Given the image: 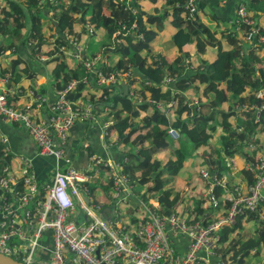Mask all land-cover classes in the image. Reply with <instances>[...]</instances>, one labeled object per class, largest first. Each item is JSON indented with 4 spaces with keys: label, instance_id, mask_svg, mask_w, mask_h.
<instances>
[{
    "label": "built area",
    "instance_id": "obj_1",
    "mask_svg": "<svg viewBox=\"0 0 264 264\" xmlns=\"http://www.w3.org/2000/svg\"><path fill=\"white\" fill-rule=\"evenodd\" d=\"M113 1L118 3L122 0ZM122 2L128 8L131 0ZM188 9L194 11L192 0ZM232 18L234 20L230 22L238 27L239 32L237 36L233 34L237 45L242 47L239 60L246 52L253 51L257 59L256 75L264 81V67H258L262 65L259 64L260 59L263 62L260 50H264V33L251 17L246 0H239ZM84 27L91 36L94 24L86 20ZM135 30L136 22L131 26L122 25L111 35V42L105 48L125 45L129 35L133 39H142L141 34L135 36ZM64 37L65 44L58 45L55 42L57 34L52 30L49 39L53 48L46 56L69 52L86 71L82 79L84 84L112 86L131 75L130 72H104L100 66L104 59L102 55L88 56L87 44H83L76 33L65 31ZM57 46L58 51L55 49ZM11 55L9 48L0 51L1 60ZM33 56L43 60V55L36 51ZM2 76L0 118L23 127L35 142L37 154L52 158L53 166L51 181L40 184L32 158L14 155L13 159L16 158L19 164V174L14 173L8 161L13 154L9 138L0 132V160L6 159L0 163V253L25 264H237L229 256L222 258L216 252L220 238L216 232L223 225L235 223L239 215L258 211L264 203V152L246 163V169L253 174V181L246 191L236 187L231 205L215 220L204 223L202 219L181 213L176 208L166 213L161 210V192L151 195L145 190V199L139 197L135 192L138 181L131 180L123 172L118 160L91 153L87 169L74 164L67 145L69 130L75 121H85L91 109L90 105L79 106L68 97L70 91L76 92L78 79L73 78L66 87L56 90L50 101L49 96L38 93L34 88L25 89L19 85V79L7 68ZM131 94L137 96V89L131 87ZM25 96L27 100L19 103ZM255 96L264 98V87L258 89ZM44 104L51 112L49 125L41 112ZM258 119L259 116L255 121ZM234 129L242 131L238 125ZM167 133L173 139L179 137L175 129L170 128ZM241 143L250 152L263 150L253 132ZM225 165L235 169L234 157H226ZM98 173H102L99 181L104 187L111 180L107 217L102 214L106 207L96 202L91 188ZM201 176L209 178L207 171H202ZM210 183L215 187L218 181L214 178ZM149 185L150 182L146 184L147 188ZM208 198L215 202L212 191ZM125 207L134 208L135 215L128 213L123 216ZM260 219L264 220V214H260ZM174 238L179 245L174 244ZM180 246H184V251Z\"/></svg>",
    "mask_w": 264,
    "mask_h": 264
},
{
    "label": "trees",
    "instance_id": "obj_2",
    "mask_svg": "<svg viewBox=\"0 0 264 264\" xmlns=\"http://www.w3.org/2000/svg\"><path fill=\"white\" fill-rule=\"evenodd\" d=\"M164 1L165 5L172 7L175 14L171 21L176 28L172 35V43L178 51L182 52L187 43L193 42H196L198 51L208 46L218 45L216 31L211 30L197 17L199 1L192 0L194 3L192 12L188 9V3L191 0ZM152 2L156 1L152 0ZM246 2L248 11L255 7V2L254 4L253 2L250 4V0ZM91 8L92 15L89 20L95 23L96 27L104 28L107 35L111 36L116 30H120L122 25L131 26L133 22H136L135 36L141 34L143 37L133 39L129 35L126 36L127 44L104 50L121 57L111 66H104L103 71L131 72L127 83L132 85L139 81L138 95L132 96L130 88L124 95L117 85L103 86L98 88V97L94 98V94L90 96V102H93L100 110L108 109L106 116H111L113 122L108 125L107 131L112 128H128L127 132L118 133V137L122 144H131L132 148L129 152H122L116 160L120 162L123 172L131 180H137L139 185L150 182L149 187L146 188L148 193L154 195L161 192L159 197L163 202L161 210L168 213L176 207L180 196L179 194L171 196V191L164 189L163 177L167 173L175 174L182 163L183 142L181 140L186 139L195 147L207 145L209 139L215 135V131L220 128L227 132L224 150L227 154L233 155L244 147L241 143L242 139L249 137L259 124L264 125V107L260 108L264 106V98L255 96V92L264 87V81L256 75V56L250 50L247 52L248 55L238 62L241 46L237 45L233 32L228 30L223 37L229 50H220L215 60L204 62L203 65L192 70L186 68L183 63V59L189 56L188 52L181 53L168 62L162 54H156L152 50L147 51L150 48V42L157 34L154 29L147 26V23H154L158 29L161 28L163 19L168 14L167 9H164L163 13L146 15L140 11L137 1L135 5L137 10L132 11L130 7L126 8L125 5L115 3L113 0H20V2L8 0L7 6L0 7V35L6 40L0 44V51L9 48L14 55L7 70L11 71L17 79L20 75L17 67L20 64L25 65L26 72L29 71L20 49L23 46L31 55L35 51L41 53V44L44 42V33L41 29L43 23L49 22V27L57 34L55 42L62 45L65 44L64 32L72 33L79 18L83 21V14ZM54 9L58 11V14L56 18L54 15V19L49 21L44 14ZM76 14L78 17L74 16ZM26 29H29V33ZM261 32L264 33L262 28ZM55 49L58 51V46ZM54 54L48 61L55 63L53 70L55 89H63L71 79L76 78L79 80L75 87L76 92L70 91L68 97L73 101L79 99L85 86L82 80L84 78L82 64L78 63L76 69L68 68L62 52ZM156 57H158L155 60L157 64L149 66L147 61L150 59L154 61ZM195 84H199L201 88L195 89ZM190 88L197 93L196 101L192 105L183 94ZM212 93L215 96L220 94L216 100H220L221 104L226 102L229 106L228 112H221L223 121L220 123L216 119V112L220 109L216 106L217 101L211 98ZM162 100L170 101L166 109H163L165 111H160L157 106L162 103ZM234 103L237 104L236 107ZM252 106L254 108H251ZM244 107H246L245 110ZM141 111H146L144 117H141ZM234 111H247L244 113L247 121L239 125L242 131L231 128L227 121ZM258 116V121H255ZM136 119H139L138 122L133 124ZM170 128L175 129L179 134L180 144L175 149L173 147L175 143L172 142L174 140L167 133ZM167 149H171V154L174 153V159H169L162 164L157 155ZM5 161L6 159H1L0 163ZM103 170L104 168H101V171ZM248 180L252 182L250 175ZM107 183L111 185V180L109 179ZM96 186L102 190L108 189V187ZM218 189V187L214 189L215 193ZM139 197L145 199V194L139 193ZM199 210L197 209L196 212ZM244 217L258 221L256 231L243 243H241L243 240L241 242L231 240V246H223L230 232L236 228L237 224L240 225L239 222ZM208 220L210 219L206 218L205 222H209ZM222 229L220 245L215 248L216 252L222 258L229 256L237 264H253L245 257L251 250L256 249L254 252L256 255L260 247H264V220L259 219L257 212L247 211L239 215L235 224L224 225Z\"/></svg>",
    "mask_w": 264,
    "mask_h": 264
},
{
    "label": "crops",
    "instance_id": "obj_3",
    "mask_svg": "<svg viewBox=\"0 0 264 264\" xmlns=\"http://www.w3.org/2000/svg\"><path fill=\"white\" fill-rule=\"evenodd\" d=\"M7 1L8 0H0V7L7 6ZM18 1L20 2V0ZM136 1L137 0H131L132 5H136ZM155 1L156 2L153 3L152 0H138V7L140 11L146 15L162 13L161 11H163V9L168 10V14L163 19V26L159 28L160 32L155 38L157 41H155V39L151 41L150 48L147 51L152 50L154 51V53L158 52L159 54L166 56L168 62H171V59H173L175 56L181 55V53L188 52L189 56H186L183 59V63L186 68L195 70L199 67L198 64L215 60L218 57L220 50H229V46L227 45V42L223 37L225 32H228V30H230L236 36L239 35L238 27L234 23L230 22L231 20H234V18L232 17L234 16V12L239 0H196L199 1V11L197 12V17L201 22L208 25L211 30L216 31L218 45H215V47L208 46L207 48H204V50L198 51L196 42L187 43V45L183 48V51L180 52L178 51V48H176V46L172 43L171 38V36L176 31V28H174L171 22L173 17L175 16L173 9L170 5H165L164 0ZM139 2H142V8L139 5ZM250 2V4H252V2L254 4L255 2V7L249 10V13L251 14L257 25H259L264 30V0H250ZM49 13H53V15L51 16L50 14L45 13L44 16L49 21H52L54 19V15L56 18V14H58V11L56 12V9H54ZM91 15L92 8L89 9L88 12H86V14L84 15V19L86 20L87 18L91 17ZM74 16L78 17V14ZM164 27L165 30L161 31ZM41 29L44 33L43 37L45 39L41 44L42 48L40 49V55H43L41 59L43 60L34 58L33 54L31 55L29 51H26L25 48L21 46L20 53L26 61L29 71L26 72L24 70V64H20L17 67L18 73L20 74L18 84L25 89L34 88L38 93L49 96L50 101H52L55 97L56 91L53 78L55 63L51 60L48 61V59H50V57H52L53 55L49 57L46 56L47 53H49L53 48L52 42L49 39L50 34H52V30L49 27L48 21L41 25ZM26 30V32L29 33V29ZM73 33H76L78 36H81L85 40V43L87 44L88 56H103L104 59L100 64L102 68L104 66H111L119 59V57H121L118 54H112L110 51L104 52V50H108L105 47L109 45L112 39L111 36L107 35V32L104 28L96 27L94 34L91 36H87L85 35L83 21L79 18L78 24L74 26ZM167 39H170L171 44L169 46H166L163 42V40ZM4 41L6 40L2 35H0V44ZM142 55H144V53H142ZM71 57L72 56L67 51L63 54V58L66 64L69 65L71 69H76L75 63L73 62ZM13 59L14 55H11L8 59H0V84H2V73L6 68H8L9 63L13 61ZM70 60L72 61V64H68ZM152 60L153 59L147 61L149 66L153 65L154 62ZM237 61L240 62L241 60H239L238 58ZM46 65L49 66L48 69L46 68ZM124 84H128L127 79L125 78L120 81L119 85H117L121 92L123 90ZM84 85L85 86L80 93V98L74 100V103L79 106L80 104L90 105V113L85 121H75L74 125L69 130L67 138L68 150L70 152V155L74 159V164L81 169H87L89 167V155L91 153H95L102 158L117 159L122 155V152H129L131 150V147L128 148L127 144H122L119 141L118 133H122L120 129L112 128L107 131L108 125L113 122L111 116H106V112L108 111V109L104 108L100 110L98 106L96 107L93 102H90V96L92 94H94V98L98 97L99 86L89 83ZM139 86L140 83L138 80L132 85L128 84V88H130V90L131 87H134L137 89V92L139 90ZM194 87L197 90L201 88L199 84H195ZM247 89L249 90V88ZM183 94L186 100H189V102L194 100L197 96V93L193 91L192 88L184 91ZM214 96L215 94L212 93L211 98L213 99ZM26 100V96L21 97L19 103H23ZM50 101L49 103H51ZM169 104L170 101L162 100V103L159 104V107L166 109L165 107H167ZM224 105L226 106V108ZM236 106L237 104L234 103V107ZM219 109L220 111L216 112V119L220 123L223 121L221 112H228V103L222 102V107H220ZM41 112L42 116H45V119L48 118V116H50L51 114L46 104L42 105ZM145 113L146 111H141V117H144ZM244 113V111H234L233 114H235L236 116L234 117L235 122H231L229 119L227 120L232 128L237 125H241V122L247 121ZM238 115H240V118ZM221 131L222 130L218 128L212 138H215L217 140V138L220 136ZM0 132L5 133L9 138L13 154L10 155L8 161L11 164L14 173L19 174V164L16 158L13 159L14 155L28 156L33 160L38 183L41 184L51 181L53 159L37 154L35 142L23 127L0 118ZM106 132L107 135L105 134ZM252 132L256 139V142L260 143V147L263 150L256 152V149L255 151L250 152L246 147H242V149H239V151H237L233 155H229L224 150V146H226V144L216 149L214 147V144L216 142L212 141V138H210L207 145H200L195 150L198 151L197 161L204 167L197 169V171L189 176L186 175L178 177L177 182L179 183V188H177L176 190L173 188H167L166 185L173 179L172 175L174 174L167 173L166 175H164V189L170 190L171 196H173L174 194H179L180 196L179 202L176 207H174V209L176 208L181 211V213L187 215H194L199 219H202L204 223H209L225 213L231 205V198L234 197L235 188L239 187L242 191H246L249 183H251L248 180V175L251 176L253 181V174L251 171L246 169V163L248 161H254L260 153L264 152V125L259 124ZM112 135L116 138V140L110 139ZM171 139L174 141H178L179 138ZM181 141L184 143V141L187 140L183 139ZM175 148H177V146L174 147V149ZM166 152L171 154V149L164 150L157 155V158L161 162L163 161V157ZM228 156L234 157L236 167L233 170L227 168L225 165V159ZM172 158L174 159L173 155ZM166 162H162V164ZM202 171H207L209 178H203L201 176ZM195 174L196 176H199L198 180L194 179ZM97 176L98 177L96 178V182L92 183V190L95 192V200L103 207H107L110 205V200L107 196L109 186H105L108 187V189L106 188L107 190L99 189V187L96 185L104 187L99 181L102 178V173H98ZM214 178L218 181L215 187L210 183V180ZM146 184L147 183H145L144 185H140L142 186L141 190H137L135 188L136 194L144 193L147 188ZM217 187L220 189V191L218 189L217 193H215L214 189ZM210 191H213L214 193L215 202L210 201L208 198V194L210 193ZM133 202L134 200H131V203ZM127 207L123 209V216L128 213L135 215L136 210H134V208L132 207ZM197 209H200L199 212H196ZM256 212L258 216L260 214H264V203L259 206V209ZM206 218L210 219L208 220L209 222H205ZM257 222L258 221L247 219L246 217L241 219V221L239 222L240 225L237 224L236 228L230 232L227 240L223 243V246H231V240H236L239 242L243 240L241 242L243 243L245 240H247L248 237L252 236L254 231H256L258 225ZM222 231L223 229L221 230L220 228V230L216 232L219 237ZM174 244L179 245V242L176 241V238H174ZM219 245L220 242L218 246ZM180 250L184 251V246H180ZM255 251L256 249L251 250L248 256L245 257L246 260L249 262L251 261L253 264H264V247L261 246L259 253H256V255L254 254ZM226 258H228V256H226Z\"/></svg>",
    "mask_w": 264,
    "mask_h": 264
},
{
    "label": "rangeland",
    "instance_id": "obj_4",
    "mask_svg": "<svg viewBox=\"0 0 264 264\" xmlns=\"http://www.w3.org/2000/svg\"><path fill=\"white\" fill-rule=\"evenodd\" d=\"M137 3H138V0H137ZM139 5L141 6V8H142V2H139ZM163 11H164V9H163ZM163 11H161L162 13H163ZM85 12V11H84ZM48 14H50L51 16L53 15V13H49V12H47ZM147 26H149L150 28H152V29H154L156 32H157V34H159V32H160V30L157 28V26L154 24V23H150V24H148L147 23ZM165 30V27L161 30V31H164ZM157 34H156V36H157ZM85 35H87L88 36V34H87V29H85ZM79 37V40L84 44L85 43V40L81 37V36H78ZM156 38V37H155ZM154 38V39H155ZM171 38H172V36H171ZM236 40H237V38H236ZM155 41H157L156 39H155ZM163 42H164V44L166 45V46H169L171 43H170V39H167V40H163ZM172 47V46H171ZM241 49H242V47H241ZM158 53V52H157ZM156 53V54H157ZM62 54H64V53H62ZM248 55V53L246 52V54L244 55V57L245 56H247ZM164 56V55H163ZM260 56L263 58V62H264V50H263V48L260 50ZM166 57V56H165ZM72 58V60H73V62L75 63V66L77 67V65H78V62H77V60L74 58V57H71ZM158 57H156L155 59H154V63H153V65L152 66H154V65H156L157 64V61H155L156 59H157ZM167 58V57H166ZM172 60V59H171ZM199 61H200V59H199ZM236 62V64L238 63L237 61H235ZM262 62V59H260V62H259V64L261 63L262 65H259L258 67H264V63ZM68 64H72V61L70 60V62L68 63ZM200 65H203V63H200V64H198V66H200ZM238 65V64H237ZM46 68L48 69L49 68V66L48 65H46ZM68 68H69V65H68ZM82 68H83V72L85 73L86 71H85V69H84V67H83V65H82ZM184 93V92H183ZM228 94H230V93H228ZM136 97V96H135ZM220 97V94H217L215 97H214V99L216 100V98H219ZM195 101H196V98L194 99V100H192L191 102H189V104L190 105H192V104H194L195 103ZM217 101V104H216V106L218 107V108H220V107H222V104H221V102H220V100H216ZM158 107H159V105H157ZM225 106V105H224ZM229 107V106H228ZM160 108V107H159ZM166 108V107H165ZM225 108H226V106H225ZM205 110V109H204ZM160 111H165V110H163V108H160ZM203 112H206V113H209L210 111H203ZM239 116V118H240V115H238ZM234 117H236L235 116V114H232V115H230V117L228 118L231 122H235V118ZM138 122V120L136 119V120H134L133 121V124H136ZM235 125V124H234ZM231 127V126H230ZM232 128V127H231ZM122 132H124V131H126L127 132V130H128V128H123V129H120ZM225 136H227V132H224V131H221V133H220V136L217 138V140L215 139V138H212L211 140L212 141H214V142H216L215 144H214V147L217 149L218 147H220V146H223V145H225L226 144V138H225ZM110 139H112V140H116V138L112 135L111 136V138ZM173 143H175V145H174V147H176L177 146V148L179 147V144H180V142H178V141H172ZM127 147L128 148H130L131 147V144H128L127 145ZM198 147V146H197ZM197 147H195L191 142H189V141H184V143H183V147H182V163H181V165L179 166V168H178V171L174 174V175H172V177H173V179L166 185V187L167 188H173V189H177V188H179V183L177 182V180H178V177H181V176H186V175H191L192 173H194L195 171H197V169H199V168H203L204 166L201 164V163H199L198 161H197V153H198V151H195L196 150V148ZM132 148V147H131ZM172 155L174 156V153H172V154H170V153H168V152H166L165 153V155H164V157H163V161L162 162H166L168 159H173L172 158ZM1 172V171H0ZM194 179L195 180H198L199 179V176H196V174L194 175ZM135 188L137 189V190H141L142 189V186H138V185H135ZM13 258V257H12ZM15 259V258H14Z\"/></svg>",
    "mask_w": 264,
    "mask_h": 264
},
{
    "label": "water",
    "instance_id": "obj_5",
    "mask_svg": "<svg viewBox=\"0 0 264 264\" xmlns=\"http://www.w3.org/2000/svg\"><path fill=\"white\" fill-rule=\"evenodd\" d=\"M128 92V85L124 84L122 93L125 95ZM46 123L49 125V120L46 118ZM110 212V209L108 207L104 208L102 210V214L104 217H107V214ZM0 264H25L19 260H16L12 258L11 256L5 255L3 253H0ZM166 264V263H163Z\"/></svg>",
    "mask_w": 264,
    "mask_h": 264
},
{
    "label": "clouds",
    "instance_id": "obj_6",
    "mask_svg": "<svg viewBox=\"0 0 264 264\" xmlns=\"http://www.w3.org/2000/svg\"><path fill=\"white\" fill-rule=\"evenodd\" d=\"M122 1H124V0H122ZM122 1H120V2H118V3H121V4H123V5H125ZM114 2V1H113ZM126 7V6H125ZM129 7L131 8V9H136L135 8V5H132V3H130V5H129ZM127 8V7H126ZM137 10V9H136ZM86 14V12L83 14V16ZM86 20H89V18H87ZM85 19L83 20V27H84V23H85V21H86ZM89 22H91L90 20H89ZM92 24H94V32H95V28H96V25H95V23H93V22H91ZM86 28L84 27V30H85ZM94 32L91 34V35H93L94 34ZM73 33V32H72ZM129 72V71H128ZM121 73V72H120ZM126 73V72H125ZM131 73V72H130ZM131 76V75H130ZM125 79H128V77L127 78H125ZM120 84V83H119ZM119 84H116V85H119ZM128 85V84H127ZM129 89V88H128ZM130 94H131V91H130ZM133 96V95H132ZM239 110H241V108H239ZM244 110H245V108H244ZM245 112H247V111H245ZM239 126V125H238ZM234 129V128H233ZM179 138V137H178ZM177 138V139H178ZM212 193H213V191H212ZM213 195H214V193H213ZM259 217V219H260V215L258 216Z\"/></svg>",
    "mask_w": 264,
    "mask_h": 264
}]
</instances>
